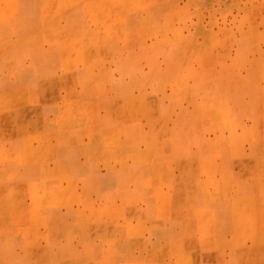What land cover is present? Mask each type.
<instances>
[{"label": "crops", "instance_id": "1", "mask_svg": "<svg viewBox=\"0 0 264 264\" xmlns=\"http://www.w3.org/2000/svg\"><path fill=\"white\" fill-rule=\"evenodd\" d=\"M109 1L0 3V264H264V37Z\"/></svg>", "mask_w": 264, "mask_h": 264}, {"label": "rangeland", "instance_id": "2", "mask_svg": "<svg viewBox=\"0 0 264 264\" xmlns=\"http://www.w3.org/2000/svg\"><path fill=\"white\" fill-rule=\"evenodd\" d=\"M108 5L111 7L108 14L110 18L114 17L112 8L115 7L117 11H124L122 13L127 16L141 12L144 17L156 19L159 27L172 21L189 20L188 23L191 24L190 21L199 20V29H204L207 46L211 50L223 52L221 58L218 57V64L221 62V66L230 63V52L236 49L237 38L249 36L257 40L264 37V0H110ZM15 13L16 10L11 11L12 15ZM120 18L125 20L124 16ZM146 125L149 126V123ZM44 190L43 187L27 188L24 193L38 195L44 194ZM33 205L31 204L30 210H37ZM259 221L261 220H254L255 223Z\"/></svg>", "mask_w": 264, "mask_h": 264}, {"label": "bare ground", "instance_id": "3", "mask_svg": "<svg viewBox=\"0 0 264 264\" xmlns=\"http://www.w3.org/2000/svg\"><path fill=\"white\" fill-rule=\"evenodd\" d=\"M175 26V25H174ZM130 236V235H129Z\"/></svg>", "mask_w": 264, "mask_h": 264}]
</instances>
